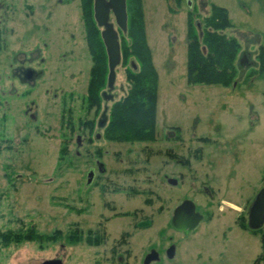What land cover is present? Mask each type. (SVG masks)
<instances>
[{
  "label": "rangeland",
  "instance_id": "1",
  "mask_svg": "<svg viewBox=\"0 0 264 264\" xmlns=\"http://www.w3.org/2000/svg\"><path fill=\"white\" fill-rule=\"evenodd\" d=\"M141 1L157 73L152 141L96 129L114 98L87 102L80 0H0V234L32 227L45 236L0 239V264H145L150 253L148 264H264V225H247L264 187V0ZM211 4L226 8L225 32L240 43L238 63L247 60L229 86L187 79L188 10L201 19ZM26 64L39 74L35 86L19 81ZM127 87L119 65L107 93L119 98ZM185 200L201 215L190 232L171 223Z\"/></svg>",
  "mask_w": 264,
  "mask_h": 264
},
{
  "label": "trees",
  "instance_id": "2",
  "mask_svg": "<svg viewBox=\"0 0 264 264\" xmlns=\"http://www.w3.org/2000/svg\"><path fill=\"white\" fill-rule=\"evenodd\" d=\"M93 1L80 0V6L92 62L87 85V102L99 107L103 101L102 92L108 88L109 70L100 34L101 27L93 17ZM126 10L127 29L125 32L117 30L120 44L118 66L124 67L128 87L121 97H114L107 110L103 131L105 137L111 140L152 141L155 139L157 73L147 42L142 1L126 0ZM230 27L225 7L211 4L209 14L201 19H197L191 9L188 10L186 69L189 82L219 83L225 86L234 83L238 76L240 43L235 36L225 32ZM258 58L261 75L264 73V45L259 48ZM242 218L244 219V216ZM44 237L32 227L24 232L5 231L0 234V239L5 243ZM69 237L77 240L80 236L72 231ZM46 238H53V235ZM87 239L89 243H99V237L91 240L88 236ZM116 264L124 263L117 261Z\"/></svg>",
  "mask_w": 264,
  "mask_h": 264
},
{
  "label": "water",
  "instance_id": "3",
  "mask_svg": "<svg viewBox=\"0 0 264 264\" xmlns=\"http://www.w3.org/2000/svg\"><path fill=\"white\" fill-rule=\"evenodd\" d=\"M191 2L189 1V6ZM93 17L99 27H101V39L105 46L108 62L107 86L112 88L116 79V68L120 61V44L118 40V30L125 32L127 29V10L126 0H94L93 1ZM247 60L244 55L239 58V64L243 65ZM31 76V71L26 74ZM105 98L110 99L112 95H104ZM105 116L103 115L100 123L101 128L104 124ZM96 139L100 137V133H96ZM94 169L90 168L87 172L85 185L89 186L94 177ZM169 183L176 184L175 179H169ZM201 215L195 210L192 201L185 200L178 205L173 213L171 223L181 231L190 232L200 222ZM264 224V187L260 189L256 197L251 203L248 210L247 225L250 229L256 230ZM168 255H173V248L168 251ZM154 258V253H150L146 259L145 264L150 263ZM38 264H63L62 258L56 257L53 259H46Z\"/></svg>",
  "mask_w": 264,
  "mask_h": 264
},
{
  "label": "flooded vegetation",
  "instance_id": "4",
  "mask_svg": "<svg viewBox=\"0 0 264 264\" xmlns=\"http://www.w3.org/2000/svg\"><path fill=\"white\" fill-rule=\"evenodd\" d=\"M31 61V60H30ZM29 62V61H28ZM33 66V65H32ZM30 67V66H28L27 64L25 65V67L24 68H22L19 72H18V77H19V81H21L22 83H29V84H32V85H34L35 86V81H36V78H37V76L39 75L37 72H36V69L34 68V66L33 67ZM28 71H31V76L30 77H27V73H28ZM32 89V88H31ZM30 89V90H31ZM109 88H107L105 91H103L102 92V97H103V100H106L107 98H105V96L104 95H106V96H108V95H111V94H108L107 93V90H108ZM114 97H116V96H112V99L114 98ZM109 100V99H108ZM108 110V109H107ZM107 110H104V113H102L101 114V118L99 119V120H97L94 124H95V127H96V129L98 130H102L103 129V127L105 126V123H106V121H107ZM103 115L105 116V121H104V124H103V126L100 128L99 127V123H100V121H101V119H102V117H103ZM174 128V127H173ZM174 131H175V129H169V131H167V133H166V135L168 136V137H175V138H177L178 137V135H174L173 133H174ZM97 133V132H96ZM96 133H95V136H96ZM166 136V137H167ZM96 138V137H95ZM188 162V161H187ZM96 163H97V170L100 172V171H104V168L103 167H101V165L96 161ZM94 169V168H93ZM89 171V170H88ZM87 171V172H88ZM94 171V176H95V170H93ZM93 179H94V177H93ZM169 179H174V178H169ZM169 179L167 180L168 181V183H169ZM93 181V180H92ZM86 182V181H85ZM92 183V182H91ZM248 216V215H247ZM97 236H99V235H97ZM120 262H121V259L119 258L118 259Z\"/></svg>",
  "mask_w": 264,
  "mask_h": 264
}]
</instances>
